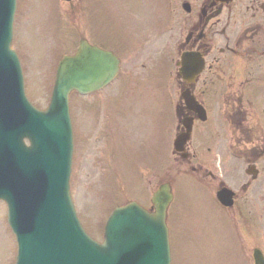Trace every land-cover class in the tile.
I'll return each instance as SVG.
<instances>
[{
    "label": "rangeland",
    "instance_id": "1",
    "mask_svg": "<svg viewBox=\"0 0 264 264\" xmlns=\"http://www.w3.org/2000/svg\"><path fill=\"white\" fill-rule=\"evenodd\" d=\"M175 12L172 0H18L13 47L22 60L30 100L41 109L50 101L59 61L75 53L82 38L101 41L122 59L127 89L117 98L120 83L87 98H71L76 129L72 193L91 236L103 240L106 220L117 206L135 200L149 208L157 186L173 181L177 202L169 219L174 264H238L237 240L231 235V225L238 222L218 211L219 183L171 171L175 156L168 143L173 135L164 131L170 118L162 114L161 103L170 94L161 93V86L169 89L175 71L171 59L177 54L171 34L159 38L156 31L176 24ZM259 105L262 113L264 103ZM263 119L264 114V127ZM228 140L204 148L210 149L211 170L238 191L241 165ZM204 153L196 151L199 160ZM16 255L7 207L0 202V264H15Z\"/></svg>",
    "mask_w": 264,
    "mask_h": 264
},
{
    "label": "water",
    "instance_id": "2",
    "mask_svg": "<svg viewBox=\"0 0 264 264\" xmlns=\"http://www.w3.org/2000/svg\"><path fill=\"white\" fill-rule=\"evenodd\" d=\"M15 11L16 0H0V200L8 206L18 243L16 264H171L169 185L154 194V213L137 203L117 209L106 225L104 243L85 232L71 200L70 94L108 85L119 71L118 59L81 41L77 54L59 64L48 110L39 111L25 97L22 69L11 50ZM185 62L187 76L202 70L196 57L189 55ZM188 137L178 138V150ZM232 196L224 190L219 198L230 205Z\"/></svg>",
    "mask_w": 264,
    "mask_h": 264
},
{
    "label": "flooded vegetation",
    "instance_id": "3",
    "mask_svg": "<svg viewBox=\"0 0 264 264\" xmlns=\"http://www.w3.org/2000/svg\"><path fill=\"white\" fill-rule=\"evenodd\" d=\"M185 4L189 5L188 13ZM174 5L177 22L170 32L179 53H199L206 63L193 84L177 74L179 98L173 102L179 120L177 134L186 132L183 122L193 127L186 146L188 156L176 159L179 171L183 173L191 165L190 172L198 178L218 182V191L224 182L212 172L209 155L204 153L199 160L196 151H205L214 139L224 144L225 138H231L226 143L238 154L240 180L234 206L221 209L239 218V264H258L264 260V109L262 113L256 109L261 107L259 101L264 103V0L224 4L216 0H172V8ZM188 91L206 110V121L183 101L182 94Z\"/></svg>",
    "mask_w": 264,
    "mask_h": 264
}]
</instances>
